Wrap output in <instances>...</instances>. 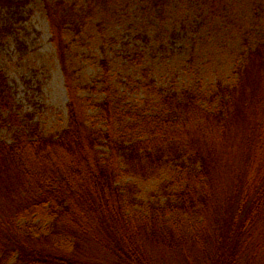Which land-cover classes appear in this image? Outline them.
<instances>
[{
  "label": "trees",
  "instance_id": "16d2710c",
  "mask_svg": "<svg viewBox=\"0 0 264 264\" xmlns=\"http://www.w3.org/2000/svg\"><path fill=\"white\" fill-rule=\"evenodd\" d=\"M41 3L67 123L45 134L33 114L19 115L0 70V119L11 129L10 142L0 139V264H264V41L232 81L207 91L144 76L145 108L128 113L102 62L98 126L67 63L75 7ZM167 169L163 200L135 210L137 187L121 175L148 180ZM34 213L44 228L30 225Z\"/></svg>",
  "mask_w": 264,
  "mask_h": 264
},
{
  "label": "rangeland",
  "instance_id": "374dc122",
  "mask_svg": "<svg viewBox=\"0 0 264 264\" xmlns=\"http://www.w3.org/2000/svg\"><path fill=\"white\" fill-rule=\"evenodd\" d=\"M65 1L75 7L74 25L65 31L67 63L77 92L91 102L88 120L98 126L92 104L104 97L102 62L118 104L128 113L145 108L148 91L139 83L144 76L163 88L200 83L207 91L218 80L232 81L247 50L264 41V0ZM0 70L19 115L33 114L45 134L65 128L68 95L41 0H0ZM0 139L11 140L2 119ZM173 175L167 169L142 180L123 173L120 184L137 187L134 209L142 210L144 203L163 200L158 186ZM35 214L30 225L44 228L47 222Z\"/></svg>",
  "mask_w": 264,
  "mask_h": 264
}]
</instances>
